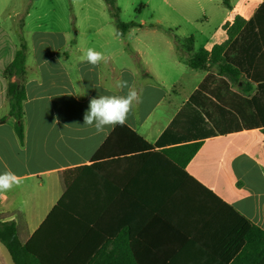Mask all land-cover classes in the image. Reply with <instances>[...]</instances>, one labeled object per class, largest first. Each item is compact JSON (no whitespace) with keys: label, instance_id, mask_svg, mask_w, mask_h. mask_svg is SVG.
I'll use <instances>...</instances> for the list:
<instances>
[{"label":"crops","instance_id":"obj_1","mask_svg":"<svg viewBox=\"0 0 264 264\" xmlns=\"http://www.w3.org/2000/svg\"><path fill=\"white\" fill-rule=\"evenodd\" d=\"M33 4L35 0H0V117L9 109L4 70L14 59L21 37L28 46L24 144L11 118L0 124V173L10 169L23 177V183L0 196V223L14 222L20 241L26 243L80 176L78 210L87 220L105 223L102 227L112 233L124 221L152 224L151 208L137 215L136 207L161 209L168 203L164 196L173 178L162 151L178 144L136 151L128 133L107 141L114 129L98 135L83 125V115L93 97L126 95L127 89L117 87L118 81L125 80L139 96L126 125L155 144L207 71L187 65L184 48L162 25L136 26L123 37L117 31L106 32V25H88L89 32H81L78 25H35L30 30ZM81 33L93 38L80 37ZM89 47L103 51L107 62L94 68L82 62ZM183 78L190 81L187 92ZM56 117L59 123L55 124ZM186 171L264 230L262 129L206 138ZM110 231L102 230L96 237L105 239ZM144 231L146 237L161 232L150 225ZM111 249L116 252V247ZM131 249L142 256L139 263L130 264H158L148 257L151 241ZM0 264H14L1 241ZM257 264H264V258Z\"/></svg>","mask_w":264,"mask_h":264},{"label":"trees","instance_id":"obj_2","mask_svg":"<svg viewBox=\"0 0 264 264\" xmlns=\"http://www.w3.org/2000/svg\"><path fill=\"white\" fill-rule=\"evenodd\" d=\"M105 2L116 20L118 36L123 37L129 29L141 26L135 21L120 20L116 0ZM225 28L228 40L211 49L195 50L192 37L179 41L174 36L177 46L184 48L187 65L207 74L155 144L148 143L127 125L117 126L107 140L128 133L136 151L168 142L178 144L162 151L173 178L164 196L168 203L161 209L136 207L137 215L151 208L152 224L142 220L124 221L112 233L102 227L105 223L87 220L78 210L79 176L26 243L20 241L14 222L0 223V241L14 264L139 263L142 255H135L131 247L138 249L148 241H151L148 257L158 264H257L264 258V230L186 171L188 162L206 138L254 128L264 132V0L249 19L236 15L234 22ZM27 50L21 37L14 59L4 70L9 109L7 115L0 117V124L13 120L22 145ZM240 79L244 81L242 92L231 84ZM149 225L161 232L143 236ZM99 230L110 231L115 236L108 233L105 239L96 237ZM111 246L116 247V252ZM159 246L163 249L160 252Z\"/></svg>","mask_w":264,"mask_h":264},{"label":"rangeland","instance_id":"obj_3","mask_svg":"<svg viewBox=\"0 0 264 264\" xmlns=\"http://www.w3.org/2000/svg\"><path fill=\"white\" fill-rule=\"evenodd\" d=\"M35 1L36 6L33 4L32 14L28 17L30 30L35 25H78L81 32H89L91 29L88 25H106V32L116 31V20L110 14L105 0ZM116 1L120 8L121 21H135L138 25H162L168 34L176 36L179 41L192 37L195 50H199L225 42L228 38L225 25H231L236 15L248 18L263 0ZM23 17L27 21L26 14ZM169 30L172 32L169 33ZM79 36L85 39L93 38L88 33H81ZM133 36L134 34L129 35ZM189 82L187 78H183V86L186 88L184 92L191 88ZM231 84L236 91L242 92V79L232 81Z\"/></svg>","mask_w":264,"mask_h":264},{"label":"clouds","instance_id":"obj_4","mask_svg":"<svg viewBox=\"0 0 264 264\" xmlns=\"http://www.w3.org/2000/svg\"><path fill=\"white\" fill-rule=\"evenodd\" d=\"M108 59L109 57L103 51H98L92 47L87 48L81 57L82 62H86L93 68L101 63H106ZM117 87L122 90L127 89L126 95H98L93 97L83 115V125L94 128L98 135H107V131L115 129L117 126H125L139 99L137 91L127 81H118ZM54 123H59L58 117L54 119ZM22 183L23 177L10 169L5 170L0 173V196L19 187Z\"/></svg>","mask_w":264,"mask_h":264},{"label":"water","instance_id":"obj_5","mask_svg":"<svg viewBox=\"0 0 264 264\" xmlns=\"http://www.w3.org/2000/svg\"><path fill=\"white\" fill-rule=\"evenodd\" d=\"M19 82V81H18Z\"/></svg>","mask_w":264,"mask_h":264}]
</instances>
